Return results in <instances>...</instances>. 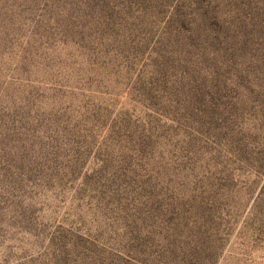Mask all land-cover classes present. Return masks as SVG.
Returning <instances> with one entry per match:
<instances>
[{"label":"rangeland","instance_id":"obj_1","mask_svg":"<svg viewBox=\"0 0 264 264\" xmlns=\"http://www.w3.org/2000/svg\"><path fill=\"white\" fill-rule=\"evenodd\" d=\"M0 264H264V0H0Z\"/></svg>","mask_w":264,"mask_h":264}]
</instances>
